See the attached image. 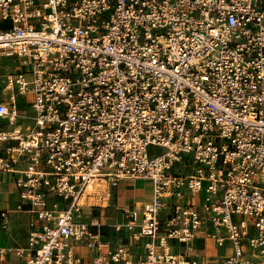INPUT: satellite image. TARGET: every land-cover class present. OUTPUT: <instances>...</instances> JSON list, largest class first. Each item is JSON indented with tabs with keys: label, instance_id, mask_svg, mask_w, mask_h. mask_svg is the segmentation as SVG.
I'll return each mask as SVG.
<instances>
[{
	"label": "built area",
	"instance_id": "1",
	"mask_svg": "<svg viewBox=\"0 0 264 264\" xmlns=\"http://www.w3.org/2000/svg\"><path fill=\"white\" fill-rule=\"evenodd\" d=\"M3 23L0 173L33 215L24 264H209L189 254L202 236L232 250L219 264H264V0H0ZM135 180L151 199L114 229L145 240L137 261L81 203Z\"/></svg>",
	"mask_w": 264,
	"mask_h": 264
},
{
	"label": "crops",
	"instance_id": "2",
	"mask_svg": "<svg viewBox=\"0 0 264 264\" xmlns=\"http://www.w3.org/2000/svg\"><path fill=\"white\" fill-rule=\"evenodd\" d=\"M3 147L0 146V154ZM149 182L135 180L122 181L115 189L110 190L109 205L90 211H85L86 216H92L99 222V226L92 227L94 233H100L102 238L111 246L120 242L130 244L131 255L134 261L146 254L144 241L129 242V233L123 231L119 234L115 232L114 226L120 222H125L121 208L136 209L141 211L145 202L151 199L152 189ZM147 186V188H146ZM124 197L127 201L119 206L118 199ZM18 189L14 183L13 176L8 173H0V264H24L15 253V249L26 248L29 245V222L33 215L29 212L28 204L18 210L20 204ZM7 212L6 219L2 213ZM162 218H164L162 216ZM6 223V227H4ZM120 236V237H118ZM172 249L177 254L186 253L188 245L171 241ZM192 250L189 254H200L209 261V264H219L220 260L230 255L232 250L228 247H219L215 240L209 237H197L190 244ZM103 252H106L105 249ZM80 254L84 263H93L96 251L81 248ZM105 264H117L106 258ZM124 264V262L118 263Z\"/></svg>",
	"mask_w": 264,
	"mask_h": 264
},
{
	"label": "rangeland",
	"instance_id": "3",
	"mask_svg": "<svg viewBox=\"0 0 264 264\" xmlns=\"http://www.w3.org/2000/svg\"><path fill=\"white\" fill-rule=\"evenodd\" d=\"M0 26L1 27L5 26V23L0 24ZM20 99L21 101L23 100L22 98ZM17 106L20 113H24L27 104L22 101L18 103ZM157 152H161V151L157 150ZM149 184L150 183H148V185ZM91 185H92L91 190L90 188L86 189L85 194L81 199V203L84 204L85 206H94L96 207V209H99L101 207H107L109 205V194H110V189L107 183L105 181H95ZM126 202L127 201L122 196L118 199L119 206L124 205ZM105 203H107V205H104ZM137 220L140 222L142 220V215H139Z\"/></svg>",
	"mask_w": 264,
	"mask_h": 264
},
{
	"label": "bare ground",
	"instance_id": "4",
	"mask_svg": "<svg viewBox=\"0 0 264 264\" xmlns=\"http://www.w3.org/2000/svg\"><path fill=\"white\" fill-rule=\"evenodd\" d=\"M91 186H92V185L90 184L89 187H88V189L90 188V190H91ZM104 205H107V203H105ZM104 205H103V206H104Z\"/></svg>",
	"mask_w": 264,
	"mask_h": 264
}]
</instances>
